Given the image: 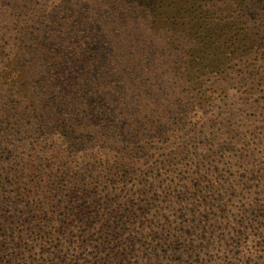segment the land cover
Instances as JSON below:
<instances>
[{"label": "rangeland", "instance_id": "374dc122", "mask_svg": "<svg viewBox=\"0 0 264 264\" xmlns=\"http://www.w3.org/2000/svg\"><path fill=\"white\" fill-rule=\"evenodd\" d=\"M23 1L0 0V119L5 116L3 108L7 103L6 95L12 93V85L15 91L22 83L12 79L17 77L8 74L10 71L5 64L13 58L28 60L32 56L29 47L46 43L47 37L56 35L55 29L66 27L68 23L76 29L78 22L106 21L112 15L115 24L111 29L119 36L127 28L140 27L139 16L144 17L140 23L145 20L146 27L147 20L154 27H165L164 18L160 19L164 14L150 11L153 2L164 3L165 0H25V5ZM187 1L189 3L182 11L189 40L181 51L171 46H159L160 49L151 46V53L140 58L132 54L138 43L124 42L121 38L109 40L104 38V34L99 40L100 46L96 47L103 54L112 45L123 48L124 58L113 56L110 62H98L87 69L84 66L70 69L65 61L61 70L56 68V64L49 66V48L37 54L35 63L27 64L35 66V73H30L37 75L25 78L31 88V91L25 88L27 96L8 97L15 102L19 99L28 103L24 108L27 116L7 123L18 145L9 163L26 154L46 159L52 153L57 162H66V166L75 171L78 168L100 171V166L107 167L98 173L103 177L104 195L109 202L106 213L125 203L132 205L136 212L131 218L135 226L127 230V235L123 232L118 237L119 241L128 243L126 263L133 258L136 264H192L197 258V264H227L219 257L229 253L232 261L228 263L236 264L242 256L239 249L244 251L251 244L248 240L238 244V238L231 244L224 237V229L230 225L225 218L232 217L228 199L234 196L232 201H237L235 195L238 192L230 188L227 196L220 197V193L229 188L227 176L224 175V179L220 177L223 174L220 161L264 157V81L260 83L257 77L253 82L256 87L248 91H244L243 86L252 83L250 81L236 86L229 85V81L226 84L220 82L223 76L213 68L226 45L216 40L214 31L216 24H220L217 19L223 17L219 11L226 0ZM126 5L136 10L125 9ZM94 13L97 15L92 19ZM48 28L51 31L47 34ZM44 34L47 37H43ZM207 42L210 43L209 48ZM41 53H45L43 57L39 56ZM46 69L50 73L45 76L43 71ZM76 75L80 79H76ZM100 86L104 92H109L111 100L116 101L117 110L101 112L107 115L96 118L91 114L94 112L93 102L79 99V94L90 93L88 88L98 89ZM114 86L119 89H113ZM158 94L164 95V101H157ZM101 97L99 94L97 101ZM154 101L168 108L161 114L157 111L150 114L148 108L156 109ZM81 102L87 104L82 106ZM222 130L229 133L223 135ZM245 143L248 146L245 147ZM255 146L257 149L253 153L251 150ZM122 147H127V152H123ZM3 154L0 153V158ZM132 159L140 162L128 169ZM217 162L220 173L217 168H212V172L220 180L214 177L208 181V178L201 177L199 164L215 167ZM190 163L194 164L192 170L197 173L194 179L189 173H183L186 168L182 166ZM45 165L40 168L43 172L48 170H43L47 167ZM172 169L180 172L179 177H187L182 180L184 189L180 191L181 197L189 198L191 203L196 201V204L205 199L210 225L207 231H211L213 236L220 235L223 238L220 243L215 238L207 239L208 242L198 245V253L191 252L197 244L194 231L198 229L189 230L181 220L175 221L173 212H169L175 208L178 215L185 213L183 204H172L171 201L179 190L166 187L164 173ZM153 177L156 178L154 186L146 185V182L153 181ZM48 179L46 183H50ZM70 181L64 177L61 185H70ZM192 185L193 188L189 189ZM166 206L170 208L165 209ZM81 237L77 243L81 248L74 252L70 262L62 264H90L92 258L103 256L93 248L98 237L94 231L90 234L83 232ZM250 238L258 239L257 246L264 244L261 235ZM40 241L41 238H23L20 241L21 249L26 252L24 259L30 261L37 257L39 251L33 246Z\"/></svg>", "mask_w": 264, "mask_h": 264}, {"label": "trees", "instance_id": "16d2710c", "mask_svg": "<svg viewBox=\"0 0 264 264\" xmlns=\"http://www.w3.org/2000/svg\"><path fill=\"white\" fill-rule=\"evenodd\" d=\"M23 2L25 5L26 1ZM187 3H189L187 0H165L164 3L156 4L153 2L150 5V11L164 14L160 19L164 18L165 23L163 25L165 27H154L149 20H147L146 27L145 20L140 23L141 18L143 20L144 17L139 16L138 23L141 26L136 29L127 28L120 36L111 29L115 24L111 19L113 15L106 21H97L93 19L97 15L94 13L93 20L78 22L76 29L74 25L68 23L65 25L66 27L61 26L55 29L56 35L54 37H47L44 34L43 37H47L45 39L46 43H37L36 47L31 45L29 49L32 56L28 60L13 58L5 64L10 71L8 74L17 77L12 79L15 82L21 80L22 83L15 91H13L14 86L12 85V93L6 95L7 103H5L6 107L3 108V112L6 111L5 116L2 113L3 118L0 119V153H4L0 158V264H35V262L37 264H62V262H70L74 252L81 248L77 243L82 238V233L90 234L92 231L98 236L94 241L93 248H97L103 256L92 258L90 264L137 263L133 258H130L126 263L125 255L129 254L127 252L128 243L126 244V241H119L118 239L123 232L127 235V230L134 225L131 218L136 213L135 209L132 205L125 203V205H118L117 208H114V211L106 213L107 203L109 204V202L106 201L104 195L103 177L99 176L98 173L106 170L107 167L100 166V171L83 168H78L75 171L70 166H66V162H57V157L52 156V153L46 159L44 157L39 159L33 153V155L26 154L15 158L9 163V158L14 156V151L18 145L15 144L16 139L11 135L7 123L13 119L18 118V120H21L23 116H27L28 113H25L24 108L28 103H22L19 99L15 102L8 99V97L23 98L27 96L25 88L28 87L30 91L31 88L25 78H27V75L37 76L30 73L36 71L35 66L27 64L29 62L35 63L37 54L49 48L51 49L50 54L47 56L50 57L49 66L56 64V68L61 70L62 63L65 61L70 69L82 66L87 69L98 62L106 64L110 62L113 56L120 59L124 58L123 52L125 50L123 48L119 49V47L112 45L103 54L96 47L100 46L98 43L99 40L103 39L104 34V38L108 37L109 40L121 38L124 42L135 41L140 44L134 43L135 50L132 51V54L140 58L151 53V46H156L158 49H160L159 46H171L181 51L186 48L185 46L189 40L185 28L187 25L186 18L182 11ZM124 8L136 10L135 7L131 8L128 5ZM193 8L190 9L194 11ZM219 12L223 17L221 20L217 19L220 24H216L214 34L216 40L222 42V45H226V47L220 51L219 59L213 70L215 72L216 69V73L218 70V73L223 76L220 81L222 84L229 81V85L236 86L240 82L247 83L250 81L252 83H248L243 88L244 91L253 90L256 87L253 82L257 77H259L257 80L260 83L264 81V0H226ZM130 13H134V11ZM82 16L85 17L83 14ZM80 26H83V28H80ZM109 27L110 29H107ZM50 31L51 28H48L46 33L48 34ZM206 44L209 48L210 43L207 42ZM44 54L41 53L39 56L43 57ZM220 68L222 69L220 70ZM4 71L7 72L5 68ZM43 72L45 76L50 73L47 69ZM57 73L59 72L57 71ZM76 79H80V77L76 75ZM88 89H90V93L75 92L80 93L79 99L93 102L92 110L94 112L91 114L94 117L101 116L103 118L107 113L101 112L112 109L117 110L116 101L111 100L109 92H104L103 86L98 89L92 87ZM113 89H119V87L114 86ZM169 91L171 92L170 89ZM99 94H102L103 97L97 101ZM167 94H165L166 102ZM148 95L150 96V94ZM158 96L157 101H164L163 94H158ZM157 101H154L156 109L148 108L150 114L156 111L161 114L162 111L168 108L165 104L158 105ZM80 104L84 106L87 103L81 102ZM162 117L164 118V116ZM221 132L223 135L229 133L225 130ZM2 134L4 138H2ZM116 140L120 141L117 138ZM244 145L245 147L248 146L247 143ZM256 149L257 146L251 152H256ZM122 151L127 152V147H122ZM243 153L242 151L241 155ZM139 162L140 160L134 161L132 159V161H129L127 168L129 169L134 163L138 164ZM44 163L47 167L43 170L48 169L46 172L40 170ZM218 164L219 162L215 163V167L210 164H199L201 177L208 178V181L214 177L219 179L212 172V168H217L218 173H220ZM220 164H222L223 173L220 177L224 179V175H226V178L229 179L227 181L229 188L221 192L220 197L227 196L228 191L231 190L230 188H234L238 192L235 195L237 201H232L234 196L228 199L231 202L229 206L232 217L225 218L230 225L225 227L224 237L231 244L234 243L236 238H238V244H243L247 240L251 241L248 249L245 248L244 251L239 249L238 253H241L242 256L237 259L238 263L236 264H264V244L257 246L258 239L254 241L250 238L251 236L258 237L261 235L264 241V157L261 155L257 159L243 158L239 161H230L229 159L220 161ZM193 166L194 164L190 163L189 166L182 167L186 168L183 173H189V176L194 179L197 173L192 170ZM178 173L180 174L177 169L165 171L166 187L179 190L177 195L171 197V201L172 204L177 202L183 204L185 213L184 215L180 213V216L177 211H174L175 208L169 212H173L174 220H181L183 225L186 224L184 227L189 228V230L195 227L198 229L197 231L192 230L197 238V247L191 249V252L198 253L200 250L198 245L208 242L207 239L215 238L220 243L223 238L220 235L213 236L211 231H207L210 225H208V218L206 217L205 199H202L203 202L199 201L196 204V201L191 203L188 201L189 198L180 196L182 189H184L182 180L187 177L183 175L179 177ZM43 175L45 176L43 177ZM64 177L71 179L70 185H64L67 184L66 181H63L64 184L61 185V180ZM46 178H49L50 183L45 182ZM155 183L156 178L153 177V181L146 182V185L154 186ZM15 185L18 187H13ZM10 187L12 189H9ZM192 188L193 185L189 187V189ZM233 192L232 194H234ZM164 208L169 209L170 207L166 206ZM229 220L232 221L229 222ZM203 230L206 231L204 234H202ZM192 231L190 232L192 233ZM184 234H187V232ZM85 236L87 235L85 234ZM23 238H33L35 240L41 238L40 243L33 246L39 253H36L37 257H32L30 261L24 259L26 252H23L19 245ZM236 248L238 249V247ZM212 249H215L214 246ZM229 251L232 253V250ZM219 258L225 260L227 264H229L228 261H232L229 253ZM253 259L254 262L252 263ZM261 259H263L262 262H260ZM192 264H197V258L192 261ZM231 264H234V262Z\"/></svg>", "mask_w": 264, "mask_h": 264}]
</instances>
